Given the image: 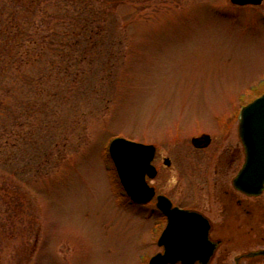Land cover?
<instances>
[{
	"label": "rangeland",
	"instance_id": "374dc122",
	"mask_svg": "<svg viewBox=\"0 0 264 264\" xmlns=\"http://www.w3.org/2000/svg\"><path fill=\"white\" fill-rule=\"evenodd\" d=\"M263 94L264 3L0 0V264H149L166 225L125 195L111 142L154 145L150 184L187 206L197 126ZM245 227L214 234L241 251L264 212ZM225 248L211 264H235Z\"/></svg>",
	"mask_w": 264,
	"mask_h": 264
},
{
	"label": "water",
	"instance_id": "95a60500",
	"mask_svg": "<svg viewBox=\"0 0 264 264\" xmlns=\"http://www.w3.org/2000/svg\"><path fill=\"white\" fill-rule=\"evenodd\" d=\"M231 2L241 7L261 6L264 0ZM240 132L247 148V163L235 184L248 194L260 195L264 189V95L245 107ZM208 145L209 137L206 136L205 146ZM109 153L120 183L131 201L138 205L151 203L156 197V190L148 180L158 176V170L153 165L157 148L117 138L111 142ZM157 201V207L167 217L168 225L158 242L164 253L154 256L149 264H210L217 247L209 239V220L199 213L174 208L163 195L158 196Z\"/></svg>",
	"mask_w": 264,
	"mask_h": 264
},
{
	"label": "flooded vegetation",
	"instance_id": "af4514ba",
	"mask_svg": "<svg viewBox=\"0 0 264 264\" xmlns=\"http://www.w3.org/2000/svg\"><path fill=\"white\" fill-rule=\"evenodd\" d=\"M248 104L241 107L223 108L219 113L206 119V121L208 120V128L202 122L197 126L198 131H202L204 128L205 130L208 129L209 133L202 132L191 137L194 151L199 155L207 153V151H211V154L208 158L199 157L195 163L197 175L190 181L194 191L191 202L187 203V206L175 203L170 195L158 194L154 187L156 197L159 195L167 197L174 208L196 212L207 218L211 225L209 239L217 247L215 256L226 244L225 253L227 257L231 253H236L235 264H241L244 260H255L264 257V255H261L264 248L254 249V246L264 243V239H241L240 244L243 243V246L241 251H237V248H235L237 239H233L231 231V234H224V236L214 234L215 228L218 226L246 228L248 222L257 220L264 212V203L259 201L261 196L264 195V189L260 195H251L237 188L235 184L247 163V148L241 137L240 129L242 114ZM206 136L209 137L208 146H205ZM195 140L200 141L195 144ZM167 160L170 161L169 164L166 163ZM163 163L165 169H170L172 166V161L168 157L163 159ZM180 196L186 198L182 193ZM154 201H156L157 207L156 198ZM208 211L220 213L219 221L213 220V216L209 215ZM159 213L165 222L166 228L168 219L160 211ZM162 252H164L163 249Z\"/></svg>",
	"mask_w": 264,
	"mask_h": 264
}]
</instances>
